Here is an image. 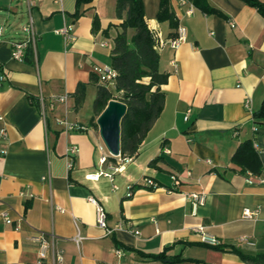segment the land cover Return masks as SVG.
<instances>
[{"label": "crops", "instance_id": "crops-1", "mask_svg": "<svg viewBox=\"0 0 264 264\" xmlns=\"http://www.w3.org/2000/svg\"><path fill=\"white\" fill-rule=\"evenodd\" d=\"M143 1L149 29L167 41L158 51L160 70L168 74L161 87L165 106L136 157L102 165L95 101L101 87L115 90L100 74L112 67L123 22L117 0L84 3L80 18L77 0H0V70L8 73L0 86V134L6 132L0 135V212L11 219L0 217V264H38L39 234L51 242L44 264H52L55 253L63 264H255L249 259L264 256V119L254 118L264 102V17L245 0H191V16L188 6L170 0L187 37L174 50L168 41L178 29L158 21L161 1ZM30 17L37 57L15 61L9 40L25 38ZM65 26L73 27L74 41L57 33ZM64 95L66 103L50 106ZM249 98L253 115L245 107ZM64 120L86 130L67 133ZM246 143L258 165L233 162ZM71 147L79 154L69 157ZM174 175L181 179L176 189ZM146 178L160 187L146 188ZM192 193L206 195L196 216ZM90 198L105 208L112 234L98 226ZM247 208L257 211L254 219L243 218ZM200 225L219 248L201 244L193 232ZM164 252L166 260L152 259Z\"/></svg>", "mask_w": 264, "mask_h": 264}, {"label": "trees", "instance_id": "trees-1", "mask_svg": "<svg viewBox=\"0 0 264 264\" xmlns=\"http://www.w3.org/2000/svg\"><path fill=\"white\" fill-rule=\"evenodd\" d=\"M91 0H77L76 18L82 15L84 3ZM159 22L169 21L173 28L178 29L179 22L171 10L170 0H160ZM194 3L196 4L195 0ZM256 8L264 17V4L259 0H245ZM194 4V5H195ZM201 5V6H200ZM205 2L199 4L205 7ZM198 6V4H197ZM117 16L123 22L115 38L112 52V68L118 73L115 80L114 92L121 94L120 102L128 107L126 117L122 122L121 157H136L139 148L146 139L153 125L161 116L165 106V94L161 87L168 81V74L160 70V55L156 49V41L145 20L143 0H117ZM94 30L98 29L97 20L94 21ZM177 37L175 34L174 38ZM33 57L27 52L26 59ZM82 89L79 91L78 101H82ZM113 93L107 87H101L95 101V110L100 115L113 100ZM254 118L264 119V102ZM96 125V124H95ZM97 126V125H96ZM109 160H115L109 157ZM237 165L257 164L258 158L251 143L242 145L233 157ZM157 159L150 163L154 166ZM219 248V247H216ZM166 253L153 256L155 260H166ZM172 263L176 260L171 259ZM255 264H264V256L249 259Z\"/></svg>", "mask_w": 264, "mask_h": 264}, {"label": "built area", "instance_id": "built-area-1", "mask_svg": "<svg viewBox=\"0 0 264 264\" xmlns=\"http://www.w3.org/2000/svg\"><path fill=\"white\" fill-rule=\"evenodd\" d=\"M180 4L183 6H188L187 14L189 16L193 15L195 12V7L191 0H179ZM153 33L154 39L156 41V49L159 51L160 49L164 48L167 45V41L164 40L162 35L155 30L150 29ZM5 29L3 26H0V38L4 37ZM22 32L25 36L22 40H9L11 46V58L15 61L23 62L26 59L27 52L31 51L34 57H37V36L34 29L33 20L30 17L29 23L23 26ZM59 35L63 36L67 43L72 42L75 40V35L73 33L72 26H65L63 29L57 32ZM186 29L182 26L178 27L177 30V37L168 41V44L171 46L172 49H178L185 41H186ZM105 46V44H103ZM118 76V73L112 68L107 67L102 70L100 74V82L105 85H112L115 83V80ZM8 80V73L7 70L1 68L0 70V86ZM68 96L64 95L61 97L53 98L49 103L51 107H54L56 103H66L68 101ZM40 106L42 109V116L45 118L47 115V108L45 99H41ZM245 107L250 114H254L253 109V100L251 98L247 99L245 102ZM191 110L187 111L185 120L187 121L191 115ZM61 126L67 133L72 132H83L86 130V127L76 123L70 122L67 120L60 122ZM2 137L6 136V132L2 131L0 134ZM98 151L100 153L99 161L102 165L108 163V159L110 154L107 151V148L104 144L98 146ZM166 153H170L169 149H164ZM80 150L78 147H71L68 150L69 157L76 156L79 154ZM117 159L122 160V157H118ZM126 161H130V159H125ZM71 167V164H70ZM119 171V169H116ZM100 175H104L102 172L96 176H89L90 180L97 181L100 178ZM105 176L110 177L109 174H105ZM173 181V189L180 187L181 179L178 176L171 177ZM145 187L151 190H156L160 186L152 179L146 178L144 180ZM133 195V188L131 186L128 187V197ZM189 200L192 205V215L196 216L198 213L199 208L204 207L206 204V195L204 193H192L189 196ZM91 204L96 207V220L97 224L100 228L105 229L107 234H112V230L107 229V213L103 205L100 204L95 198H90L89 200ZM257 211H253L249 208L245 209L243 212V218L252 220L256 216ZM0 217L4 218L8 224L11 223V219L6 212H0ZM193 232L199 237L201 244L216 248L221 245V242L214 236H212L208 231L207 228L203 225L197 226L193 229ZM138 234V232H136ZM55 236L51 235V239L54 240ZM36 242L39 243L40 251H39V262L38 264H44V261L47 259L49 249L51 247V242L45 234H39L37 237L34 238ZM78 244L82 241V238L78 237L75 240ZM242 241L253 245V243L248 240L247 238H242ZM52 264H63V255L61 253H55Z\"/></svg>", "mask_w": 264, "mask_h": 264}, {"label": "water", "instance_id": "water-1", "mask_svg": "<svg viewBox=\"0 0 264 264\" xmlns=\"http://www.w3.org/2000/svg\"><path fill=\"white\" fill-rule=\"evenodd\" d=\"M127 112L126 104L111 100L97 119L100 138L113 158L121 156L122 122Z\"/></svg>", "mask_w": 264, "mask_h": 264}, {"label": "rangeland", "instance_id": "rangeland-1", "mask_svg": "<svg viewBox=\"0 0 264 264\" xmlns=\"http://www.w3.org/2000/svg\"><path fill=\"white\" fill-rule=\"evenodd\" d=\"M113 94V100H117V101H120L121 100V94H118L116 92H112ZM88 110V109H86ZM97 134L99 135V129L97 130Z\"/></svg>", "mask_w": 264, "mask_h": 264}]
</instances>
